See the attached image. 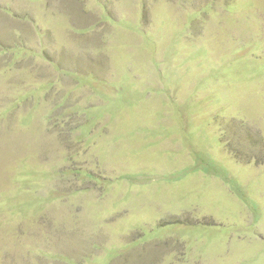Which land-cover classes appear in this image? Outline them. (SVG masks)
<instances>
[{
    "label": "rangeland",
    "instance_id": "obj_1",
    "mask_svg": "<svg viewBox=\"0 0 264 264\" xmlns=\"http://www.w3.org/2000/svg\"><path fill=\"white\" fill-rule=\"evenodd\" d=\"M264 264V0H0V264Z\"/></svg>",
    "mask_w": 264,
    "mask_h": 264
},
{
    "label": "crops",
    "instance_id": "obj_2",
    "mask_svg": "<svg viewBox=\"0 0 264 264\" xmlns=\"http://www.w3.org/2000/svg\"><path fill=\"white\" fill-rule=\"evenodd\" d=\"M195 264H197V263H195Z\"/></svg>",
    "mask_w": 264,
    "mask_h": 264
}]
</instances>
